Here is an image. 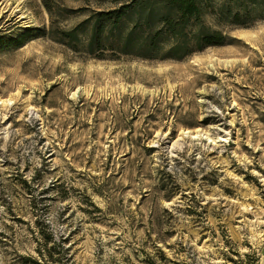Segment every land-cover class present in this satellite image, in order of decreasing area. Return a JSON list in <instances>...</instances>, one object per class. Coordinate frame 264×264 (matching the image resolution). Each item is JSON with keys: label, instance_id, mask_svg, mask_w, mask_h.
I'll use <instances>...</instances> for the list:
<instances>
[{"label": "rangeland", "instance_id": "374dc122", "mask_svg": "<svg viewBox=\"0 0 264 264\" xmlns=\"http://www.w3.org/2000/svg\"><path fill=\"white\" fill-rule=\"evenodd\" d=\"M257 1L174 59L58 39L108 0H0V264H264Z\"/></svg>", "mask_w": 264, "mask_h": 264}, {"label": "trees", "instance_id": "16d2710c", "mask_svg": "<svg viewBox=\"0 0 264 264\" xmlns=\"http://www.w3.org/2000/svg\"><path fill=\"white\" fill-rule=\"evenodd\" d=\"M210 1L108 0L110 6L91 10L76 25L61 30L58 39L74 50L80 49L97 57L107 55L106 50L110 55L181 59L206 46L228 41L226 31L206 24L207 14L219 25L246 27L258 4L257 0H225L214 4ZM43 3L52 27L57 12L50 0H43ZM261 13L264 17V12ZM41 34L49 33L43 29ZM145 262L155 264L151 258H146Z\"/></svg>", "mask_w": 264, "mask_h": 264}, {"label": "bare ground", "instance_id": "6f19581e", "mask_svg": "<svg viewBox=\"0 0 264 264\" xmlns=\"http://www.w3.org/2000/svg\"><path fill=\"white\" fill-rule=\"evenodd\" d=\"M183 132H185V133H188L189 131H187V130H184ZM197 134H198V132H197ZM197 134H195V135H197ZM207 137H209V136H207Z\"/></svg>", "mask_w": 264, "mask_h": 264}]
</instances>
